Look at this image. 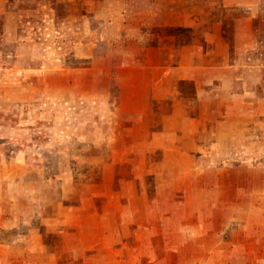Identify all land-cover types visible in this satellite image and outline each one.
Instances as JSON below:
<instances>
[{
    "label": "rangeland",
    "instance_id": "obj_1",
    "mask_svg": "<svg viewBox=\"0 0 264 264\" xmlns=\"http://www.w3.org/2000/svg\"><path fill=\"white\" fill-rule=\"evenodd\" d=\"M176 1L169 10L171 0H0V162L7 166L5 160L15 155L10 150L19 147L26 160L40 170L46 166L52 176L63 167L79 182L103 184V160L123 150L104 146L112 137L108 115L115 105L103 95L116 92L104 81L112 67L131 59L125 54L133 49L137 55L158 35L172 34L176 42L190 38V28L178 25L181 3L188 0ZM192 1L200 6L192 9L199 29L220 23L226 40L240 47L232 48L228 91L234 99L222 108L228 119L223 126L209 122L211 131L228 136L208 130L197 137L203 147L174 157L168 172L158 163L142 175L131 164L113 167L117 180L146 190L150 205L140 203L146 226L138 218V226L122 227L108 249L93 250L109 264H264V0L237 6ZM173 10L177 16L171 17ZM161 158L160 151L154 154L155 161ZM14 169L0 168L7 177L1 185L6 198ZM52 176L45 189L51 203L59 192ZM90 204L96 206L93 199ZM14 235L0 231V242ZM43 239L51 245L48 254L58 252L57 264H66L61 237L47 233ZM2 251L0 264H14L8 257L15 252Z\"/></svg>",
    "mask_w": 264,
    "mask_h": 264
},
{
    "label": "crops",
    "instance_id": "obj_2",
    "mask_svg": "<svg viewBox=\"0 0 264 264\" xmlns=\"http://www.w3.org/2000/svg\"><path fill=\"white\" fill-rule=\"evenodd\" d=\"M240 1L222 2L226 6H237ZM176 2L171 0L169 10L176 7ZM195 3L192 0L181 3L184 19L181 18L178 25L190 28V38L180 37V42H176L172 34L158 35L156 42L155 38L137 55H133L131 49V54H125L130 60L110 69V80L104 81V87H114L116 92L109 95L105 92L103 96L106 101L110 96V103L112 99L111 104L115 106L110 113L112 116L108 115L112 137H108L104 146L122 147L123 150L119 156L103 160V184L97 187L90 181L79 182L74 176L64 174L63 167L60 173L52 176L47 173L46 166L40 170L41 166L26 160L24 150L12 147L17 149L10 150L15 155L5 160L9 169L15 166L14 176L8 177L11 193L7 198L1 186L7 177L0 174V231L15 235L11 241L0 242V249L4 250L2 253L15 252L14 256L8 257L14 264H33L29 262L32 258L36 259L35 264H44L46 260L57 264L58 252L48 254L51 245L43 239L47 233L61 237V247L68 258L66 264H109L112 260L106 255L97 257L93 250L108 249L112 239H120L118 232L122 227H137L136 220L139 218L142 222L143 216L147 215L140 203L150 205L146 190L142 191L133 181L117 180L113 167L131 164L133 171L142 175L147 169L151 173L158 163L159 168L171 171L174 157L189 152L190 147H203L197 137L208 134L209 122L224 125L223 118L228 119L229 114L224 116L222 108L234 99L233 93L228 91L235 61L232 48L240 47L226 40L225 29L220 23L209 31L199 29V15L195 16L192 9H200V6ZM175 15L173 10L171 17ZM160 20L166 22L163 17ZM210 132L214 136H228L221 129ZM159 151L162 158L157 162L154 154ZM3 164L0 162V168L7 167ZM48 175L52 176L53 184L59 185L55 186L59 187V192L52 203L45 190ZM40 184L44 185V190H37ZM7 199L11 200L8 208L4 204ZM92 199L96 206L90 204ZM71 201L77 204H69ZM135 205L138 207L134 208ZM141 224L143 226L144 222Z\"/></svg>",
    "mask_w": 264,
    "mask_h": 264
}]
</instances>
